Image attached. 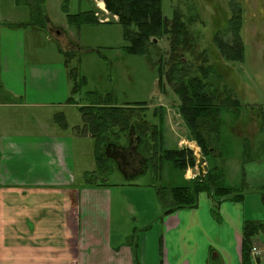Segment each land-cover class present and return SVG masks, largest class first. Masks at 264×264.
Returning a JSON list of instances; mask_svg holds the SVG:
<instances>
[{"label":"crops","instance_id":"obj_1","mask_svg":"<svg viewBox=\"0 0 264 264\" xmlns=\"http://www.w3.org/2000/svg\"><path fill=\"white\" fill-rule=\"evenodd\" d=\"M101 7L109 13L104 2ZM90 12L98 14H75L88 18ZM68 26L54 22L50 0H0V264H245L244 225L264 223V159L239 161L240 182L232 186L225 183L227 157L220 158L223 166L214 158L209 165L219 167L223 183L243 196L201 192L195 207L174 210L172 189L194 187L201 177L197 167L171 165L177 173L170 179L168 162L160 158L163 150L189 148L196 158L201 150L178 138L173 121L179 97L174 103L162 96L147 111L114 112L155 127V140H142L133 129L127 136L121 116L95 135L100 129L92 127L89 114L98 111L84 116L79 108L90 104L76 97L69 102L66 59L58 66L50 53L45 59L34 58L36 50L28 54V40L40 38V44L46 35L65 38L70 52L82 51ZM17 107L29 110L17 113ZM164 126L178 139L174 149L164 147ZM263 242L262 257L251 255L252 264H264Z\"/></svg>","mask_w":264,"mask_h":264},{"label":"rangeland","instance_id":"obj_2","mask_svg":"<svg viewBox=\"0 0 264 264\" xmlns=\"http://www.w3.org/2000/svg\"><path fill=\"white\" fill-rule=\"evenodd\" d=\"M81 9L98 12V16H95L97 20L84 22L80 18L78 21L84 23L82 28H78L69 21L67 15L72 13L81 17L84 13L75 14ZM177 10L181 12L182 20L190 25L193 31V56H190L189 52L183 55L173 54L170 38L167 36L155 39L146 55L128 54L124 48L126 41L122 27L113 18L114 16L119 20L118 15L102 10L97 6L96 0H50L54 22L71 26H68L72 34L70 38L81 46L82 51L70 52L65 38L58 39L53 36L49 39L46 35L47 38L42 36L40 44V38L35 44L28 40V54L36 50L34 58L45 59L50 53L51 60L55 59L58 66H64L66 54L60 52V49L68 51L71 55V66L76 67L79 73L76 99L80 104L107 100L110 101L109 104L136 110L137 107L144 106V102L148 106L160 104L159 99L162 96L170 102L175 100L174 103H179L173 86L165 78L164 85H159L161 65L168 70L181 58L185 62L191 61L194 67L213 65L214 70L208 79L211 87L230 89L242 104L240 113L231 109L222 110V126L217 145L223 154L222 158L228 159L225 165V183L239 185V161H243L245 157L254 158L253 156L255 160L264 159V0H163V14L169 21L174 19ZM100 19L108 21L101 22ZM232 21L242 23L240 37L244 44V59L241 62L224 60L216 45V36L233 42L230 31ZM194 72L198 74L196 69ZM4 110L2 109V117ZM28 110L14 108L17 113ZM174 110L173 123L178 138L181 137L180 140H188L195 145L196 142L191 141L182 118L177 116L178 111ZM27 129L28 126H25L24 130ZM164 135V147L176 148L178 139L165 126ZM92 145L94 141L89 146ZM254 147L256 148L253 149ZM220 158L221 155L218 160L212 159L211 162L214 160L215 164H219L221 161L223 166L224 162ZM171 165L172 163L168 162L167 176L170 179L177 173ZM143 181L146 182L144 179ZM260 238L263 242V236Z\"/></svg>","mask_w":264,"mask_h":264},{"label":"trees","instance_id":"obj_3","mask_svg":"<svg viewBox=\"0 0 264 264\" xmlns=\"http://www.w3.org/2000/svg\"><path fill=\"white\" fill-rule=\"evenodd\" d=\"M105 8L113 15H118V24L122 27L123 37L126 41L124 46L128 54L146 55L150 46L155 43V39H162L167 36L170 38L173 54L190 53L194 54L195 37L191 26L182 20V14L179 10L175 11L174 19L169 21L163 14V0H103ZM86 18L83 15H68L71 23L78 28H82L84 22H93L97 18L92 12ZM83 21H78L79 19ZM77 23V24H76ZM242 28L241 21H232L230 27L233 42H228L223 38L216 36V45L218 46L221 56L227 62H241L244 59V44L240 37ZM66 65L69 67L71 79V97L69 102H75L79 83L78 69L72 68L69 62L70 55H66ZM205 59L206 57L202 55ZM197 70V75L195 74ZM214 70L213 65L204 67V65L194 67L191 61L185 62L181 58L179 62L173 63L168 70L163 65L160 66L159 85H164V78L173 86L174 93L179 97L180 105L178 111L188 128L191 141H195L201 149L203 156L208 163L209 171L201 178L198 177L194 187H178L172 189V193L176 199V207L174 210L183 208H193L197 204L198 194L201 192H209L214 198H228L238 200L242 194H238L237 189L228 187L223 183L224 172L216 167L210 166L212 159L219 157L218 140L220 129L222 126V110H234L239 112L242 104L239 99L234 97L233 92L228 88L211 87L208 79ZM162 91V90H161ZM90 107H80L79 110L84 112V116H88L86 111H98L95 114H89V122L92 127L97 125L99 131L95 135L101 134L100 131L108 128V120L114 118L119 121L118 117H122L119 121L123 132L134 130L140 139L147 142L156 139L157 130L144 126V120L140 125L131 123L132 116L119 115L115 113L124 110H134L131 107H109L110 101L101 100L99 102H90ZM144 106L137 107V110L148 109V105L144 102ZM114 111H113V110ZM107 111H110L108 114ZM115 112V113H114ZM92 117V118H91ZM113 120V122H114ZM100 125V126H99ZM159 131V130H158ZM151 133V134H149ZM100 136V135H99ZM98 155L96 162L98 169H104L103 158L99 155V148L102 145L97 142ZM163 148V145L161 146ZM162 162H171L172 165L181 171H185L188 167L195 168L197 164L194 152L189 148L163 150L161 153ZM222 158V156H221ZM246 159V161H245ZM244 164L254 158L245 157ZM242 176L245 178V169L242 170ZM264 232V223L256 221H247L244 225L243 238V260L245 264H252L251 243L252 240Z\"/></svg>","mask_w":264,"mask_h":264},{"label":"built area","instance_id":"obj_4","mask_svg":"<svg viewBox=\"0 0 264 264\" xmlns=\"http://www.w3.org/2000/svg\"><path fill=\"white\" fill-rule=\"evenodd\" d=\"M96 2H97V6L100 7L101 9H103L101 7V4L104 1L103 0H96ZM96 16H98V14H96ZM114 19H115V21H118L117 17H114ZM100 21L101 22H107L108 20L100 19ZM262 254H263V250H262V247H261V242L260 241H255L253 243V246H252V249H251V255H252L253 259L254 260L260 259L262 257Z\"/></svg>","mask_w":264,"mask_h":264},{"label":"water","instance_id":"obj_5","mask_svg":"<svg viewBox=\"0 0 264 264\" xmlns=\"http://www.w3.org/2000/svg\"><path fill=\"white\" fill-rule=\"evenodd\" d=\"M196 153L198 154L197 156V169L199 172V176L204 177L206 175V173L209 170V167L207 165V161L206 158L203 156L201 150L196 151Z\"/></svg>","mask_w":264,"mask_h":264}]
</instances>
